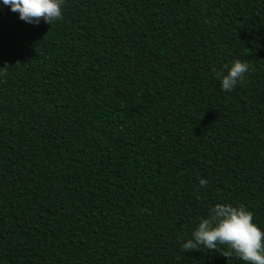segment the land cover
Returning <instances> with one entry per match:
<instances>
[{
	"label": "trees",
	"instance_id": "trees-1",
	"mask_svg": "<svg viewBox=\"0 0 264 264\" xmlns=\"http://www.w3.org/2000/svg\"><path fill=\"white\" fill-rule=\"evenodd\" d=\"M61 13L0 4V264H245L181 242L217 203L264 231V0Z\"/></svg>",
	"mask_w": 264,
	"mask_h": 264
},
{
	"label": "clouds",
	"instance_id": "clouds-1",
	"mask_svg": "<svg viewBox=\"0 0 264 264\" xmlns=\"http://www.w3.org/2000/svg\"><path fill=\"white\" fill-rule=\"evenodd\" d=\"M0 4L8 6L10 11L18 13L20 20L29 24L41 19L50 24L62 14V0H0ZM249 71L248 63L240 60L217 71L221 90L231 92ZM205 184L206 181H200L201 187ZM217 245H227L245 264H264V231L253 223L252 213L243 206L215 204L209 210V216L200 219L190 237L181 242L186 251L216 250Z\"/></svg>",
	"mask_w": 264,
	"mask_h": 264
}]
</instances>
